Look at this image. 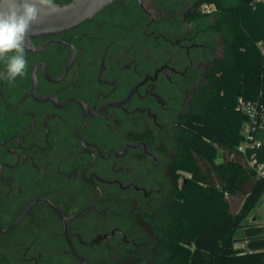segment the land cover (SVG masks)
I'll use <instances>...</instances> for the list:
<instances>
[{
	"label": "flooded vegetation",
	"instance_id": "1",
	"mask_svg": "<svg viewBox=\"0 0 264 264\" xmlns=\"http://www.w3.org/2000/svg\"><path fill=\"white\" fill-rule=\"evenodd\" d=\"M214 10L114 0L24 45L27 74L0 79V264L150 263L187 114L223 54Z\"/></svg>",
	"mask_w": 264,
	"mask_h": 264
},
{
	"label": "trees",
	"instance_id": "2",
	"mask_svg": "<svg viewBox=\"0 0 264 264\" xmlns=\"http://www.w3.org/2000/svg\"><path fill=\"white\" fill-rule=\"evenodd\" d=\"M223 35L199 104L172 163L189 173L175 184L157 226L161 264H264V250L234 248V233L264 192V176L238 150L246 112L237 97L264 104V0H204ZM201 15L208 13L199 12ZM264 130H257L255 137ZM264 159V141L255 149ZM162 256V258H161Z\"/></svg>",
	"mask_w": 264,
	"mask_h": 264
},
{
	"label": "clouds",
	"instance_id": "3",
	"mask_svg": "<svg viewBox=\"0 0 264 264\" xmlns=\"http://www.w3.org/2000/svg\"><path fill=\"white\" fill-rule=\"evenodd\" d=\"M61 10L55 0H0V61L5 66L0 79L12 83L27 74L24 48L27 33L41 12L51 15Z\"/></svg>",
	"mask_w": 264,
	"mask_h": 264
},
{
	"label": "water",
	"instance_id": "4",
	"mask_svg": "<svg viewBox=\"0 0 264 264\" xmlns=\"http://www.w3.org/2000/svg\"><path fill=\"white\" fill-rule=\"evenodd\" d=\"M114 0H69L67 2H55L62 6V10L56 14L41 12L39 20L32 24L26 35L24 45H28L31 39L40 35L57 34L77 26L80 22L92 18L106 5ZM67 5V8H63Z\"/></svg>",
	"mask_w": 264,
	"mask_h": 264
},
{
	"label": "built area",
	"instance_id": "5",
	"mask_svg": "<svg viewBox=\"0 0 264 264\" xmlns=\"http://www.w3.org/2000/svg\"><path fill=\"white\" fill-rule=\"evenodd\" d=\"M237 107L248 115V121L242 126V140L238 144V150L242 153H246L247 149L251 150L248 162L262 175L264 159L260 162L255 159V149L262 145V141L255 137V133L257 130H264V104L258 99L246 100L238 96Z\"/></svg>",
	"mask_w": 264,
	"mask_h": 264
},
{
	"label": "crops",
	"instance_id": "6",
	"mask_svg": "<svg viewBox=\"0 0 264 264\" xmlns=\"http://www.w3.org/2000/svg\"><path fill=\"white\" fill-rule=\"evenodd\" d=\"M262 175L264 176V169ZM234 238V248L238 250H264V192L244 218L242 225L236 229Z\"/></svg>",
	"mask_w": 264,
	"mask_h": 264
},
{
	"label": "rangeland",
	"instance_id": "7",
	"mask_svg": "<svg viewBox=\"0 0 264 264\" xmlns=\"http://www.w3.org/2000/svg\"><path fill=\"white\" fill-rule=\"evenodd\" d=\"M210 8L211 7H203L201 9L202 10L201 12L205 11V12L208 13L209 10H210ZM204 9H206V10H204ZM258 139L261 140V141H264V132L258 134ZM179 175H180V179L179 180L181 182V180L183 178L189 176V173L182 172V173H179ZM158 248H159V240H158L157 248L154 250V252L153 251L152 252L149 251V255H148L149 260H150V263L149 264H161L160 263V259H159V249ZM161 258H162V256H161ZM119 259H120L119 261L118 260L116 261L118 264H133V263L129 262V260L127 259V257L120 256Z\"/></svg>",
	"mask_w": 264,
	"mask_h": 264
}]
</instances>
